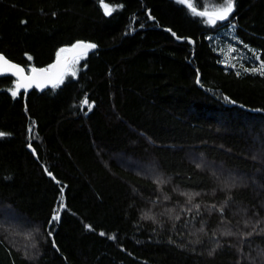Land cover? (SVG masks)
Instances as JSON below:
<instances>
[{
  "label": "trees",
  "instance_id": "trees-1",
  "mask_svg": "<svg viewBox=\"0 0 264 264\" xmlns=\"http://www.w3.org/2000/svg\"><path fill=\"white\" fill-rule=\"evenodd\" d=\"M233 2L209 26L177 0H0L28 72L96 46L44 91L0 77V264H264V75L210 39L233 25L264 63V0Z\"/></svg>",
  "mask_w": 264,
  "mask_h": 264
},
{
  "label": "snow or ice",
  "instance_id": "snow-or-ice-1",
  "mask_svg": "<svg viewBox=\"0 0 264 264\" xmlns=\"http://www.w3.org/2000/svg\"><path fill=\"white\" fill-rule=\"evenodd\" d=\"M177 3L185 4L196 16H200L204 19V23L208 24L209 26H215V24L218 21H224L228 18V16L232 13L234 9V2L233 0H222V3L218 7H214L212 11H208L205 9L204 11H197L195 5L191 2V0H177ZM101 6L104 8L105 15H110L111 12L114 10L110 8L109 6L105 5L103 3V0H101ZM96 46L94 44L90 43H77L76 45H73V49H61L60 53L66 52V51H72L74 49H82V50H90L95 48ZM235 51L234 48H229L228 52L231 53ZM60 53H57V63L50 66L48 69H42L39 72L35 68L32 69L33 76L32 77H25V80H28L30 82H37V87H40V84L38 82V78L44 77L47 79H54L58 83L63 82V77L66 74H71L73 77L76 75L75 71L72 70L69 67V62L65 59V61L62 63L60 60ZM227 58V57H226ZM11 71L13 75H17L19 73H22L24 70L21 68H18L15 64H11L8 60H6L2 55H0V74H4L5 72ZM259 72V74L264 75V63L260 64L259 69H253V72ZM239 75V73H237ZM199 82V81H198ZM31 84H24L18 82L16 84V89L11 91V95L15 98L18 95V90L20 88H27L30 87ZM54 87L56 84L53 85ZM227 99V98H226ZM84 104L88 105L89 110H91V105L88 104L87 99H85ZM0 135H3L0 133ZM63 191V189H61ZM191 200V196H189V201ZM197 207H199L197 205ZM53 220L58 221L59 215L54 214L52 217ZM101 235H104V233H101Z\"/></svg>",
  "mask_w": 264,
  "mask_h": 264
},
{
  "label": "rangeland",
  "instance_id": "rangeland-1",
  "mask_svg": "<svg viewBox=\"0 0 264 264\" xmlns=\"http://www.w3.org/2000/svg\"><path fill=\"white\" fill-rule=\"evenodd\" d=\"M232 27L233 25L227 28L223 27L217 34L210 36L214 48L222 57V63L240 71L259 69L261 62L259 61L258 53L255 49L242 44L235 37ZM229 48H234L235 51L229 53Z\"/></svg>",
  "mask_w": 264,
  "mask_h": 264
},
{
  "label": "water",
  "instance_id": "water-1",
  "mask_svg": "<svg viewBox=\"0 0 264 264\" xmlns=\"http://www.w3.org/2000/svg\"><path fill=\"white\" fill-rule=\"evenodd\" d=\"M167 31H169L170 32V30H167ZM172 35L174 36V37H176L177 39H178V41H180V42H182L183 41V39L182 38H178L177 36H176V34L175 33H173L172 32ZM190 41V40H189ZM190 43L191 44H193V42L192 41H190ZM70 49H73V47H71ZM96 49V47L95 48H93V49H90V50H82V49H74V50H72V51H66L65 53H63V54H61L60 55V60H61V62L63 63L64 61H65V59L70 63L77 55H79V54H81V53H85V52H87V51H94ZM0 55H2L6 60H8L11 64H15L18 68H21V69H23L24 71L22 72V73H19V74H17V75H13L12 74V72L11 71H8V72H5L4 74H0V77H6V76H11V77H13V78H15L16 79V81H17V83L18 82H20V83H24V84H31V86L30 87H27L26 89L25 88H20L19 90H18V93L19 92H22V91H25V92H29L30 90H32V89H37V90H39V91H44V90H46V89H48V88H52V87H54L53 85L54 84H58V82L56 81V80H54V79H47V78H44V77H41V78H38V82H39V84H40V87H37V82H30V81H28V80H25L24 78L25 77H32L33 76V73H32V70L30 71V72H28L26 69H25V67H23L22 65H20V64H18V63H16V62H14V61H12V60H10V59H8L3 53H1L0 52ZM57 63V60L53 63V64H56ZM52 64V65H53ZM37 70V72H39L40 70H42V69H36ZM28 149H29V151L35 156V157H37L36 156V152H35V150L33 149V147L31 146V145H29L28 146ZM52 179H54V177H53V175H49ZM56 183H57V181H55ZM60 217V216H59ZM52 221H53V219H51V223H52ZM50 223V224H51Z\"/></svg>",
  "mask_w": 264,
  "mask_h": 264
},
{
  "label": "bare ground",
  "instance_id": "bare-ground-1",
  "mask_svg": "<svg viewBox=\"0 0 264 264\" xmlns=\"http://www.w3.org/2000/svg\"><path fill=\"white\" fill-rule=\"evenodd\" d=\"M50 68V67H49Z\"/></svg>",
  "mask_w": 264,
  "mask_h": 264
}]
</instances>
